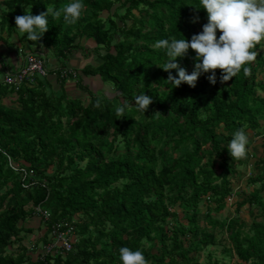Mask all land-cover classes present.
Instances as JSON below:
<instances>
[{
  "label": "trees",
  "instance_id": "1",
  "mask_svg": "<svg viewBox=\"0 0 264 264\" xmlns=\"http://www.w3.org/2000/svg\"><path fill=\"white\" fill-rule=\"evenodd\" d=\"M121 1L124 14L118 22L109 17L110 32L100 14ZM69 2L0 0V34H13L15 17L29 8L32 14H39L47 7L62 8ZM84 2L86 7L75 24L50 15L43 36L38 41L27 39L37 46L28 53L41 56L52 75L57 68L66 67L63 61L75 40H90L96 53L104 52L96 54L97 66L86 65L81 73L111 84L115 96L108 98L83 87L90 97L83 105L63 94H48L50 81L37 79L16 92L0 82V264H122L121 246L141 249L148 264H197L192 254L213 245L217 229L225 235V245L237 262L264 264V175L250 180L259 187L236 205V211L246 204L257 208L258 219L251 221L248 232L238 217L220 225L210 217L211 212L225 208L232 195V179L239 176L237 167L242 164L243 157L233 159L230 155L229 140L240 127L247 133L258 130L264 117V80L259 78L264 71L259 52L263 41L254 49L258 54L247 75L241 69L221 82L222 70L217 68L215 84L208 79L210 71L202 73L194 87L186 82L174 86L168 76L169 72L177 75L176 70L161 67L169 58L156 42L182 35L191 39L201 32L207 13L196 8L199 0ZM219 34L218 30L217 37ZM47 49L54 50L61 66L49 61ZM176 61L191 73L195 50L189 49ZM3 71L5 75L11 69L7 66ZM141 92L153 97L145 113L132 100ZM97 98L102 102L100 108L93 106ZM117 99L129 101L125 116L120 118L115 112ZM166 135H171V151L181 155L167 156L162 141ZM118 139L123 145L119 153L115 149ZM5 155L20 171L28 172L27 178L10 168ZM76 159L83 166L75 165ZM258 163L264 165V158ZM49 165H55V170L44 176L43 169ZM203 198L207 206L200 223L196 216ZM176 204L191 215L186 218L187 227L174 226L167 245L162 224L176 219L172 211ZM37 206L49 215L46 222L39 219L46 226L40 240L48 242L51 225L70 221L73 214L84 218L83 233L91 228L95 234L88 233L64 255L31 259L20 236L30 230L20 223L34 217ZM141 239L156 241L158 253L144 249ZM15 243L17 252H6Z\"/></svg>",
  "mask_w": 264,
  "mask_h": 264
},
{
  "label": "rangeland",
  "instance_id": "2",
  "mask_svg": "<svg viewBox=\"0 0 264 264\" xmlns=\"http://www.w3.org/2000/svg\"><path fill=\"white\" fill-rule=\"evenodd\" d=\"M124 14V8L122 7V1L116 3L111 11L102 12L100 14V18L105 22V27L113 32L109 24V17L113 20L119 21L121 16ZM137 13L135 12V16ZM129 23V20L127 21ZM0 57L11 66L16 67L18 64L22 63L25 55L30 52L32 49L36 48L35 45H30L27 41V38L23 35L22 32L16 28L15 32L10 36H6L5 33L0 34ZM73 49L67 53V58L63 61V65L66 66L72 73L75 74V77H70L66 81L63 80L62 83L56 81V85L53 87L50 83H47V93L56 95L55 97H59L61 94L64 95L65 99H74L79 100L83 105H87L90 101V97L88 94L83 91V87H87L88 90L92 93H98L102 96H106L108 98H113L115 96L113 88L111 84H104L99 76H83L81 70L86 65L97 66L99 64V60L97 58V53L103 54V49H100L95 52L96 45L85 38H79L74 41ZM42 50L46 49V47H41ZM51 49H47L45 52L49 56L51 63L56 66H61V60L55 59V52L50 51ZM264 58V41L263 46L259 51ZM54 53V54H53ZM57 57V56H56ZM48 61V64H49ZM51 66V65H50ZM18 68V67H17ZM16 68V69H17ZM194 67H189V70H192ZM11 71L16 69L10 68ZM210 72V71H209ZM209 72H207L209 74ZM2 74H0V77ZM80 78V81H78ZM259 78L264 80V71L260 73ZM80 87V88H79ZM264 96V94H263ZM121 102V99H117L114 102V105ZM132 106V105H131ZM137 118V117H136ZM249 136V145L246 156L242 159V164L237 167V171L239 176L237 178L232 179V195L226 200L225 208L219 213H210V217L216 221L217 225L224 224L229 219L233 217H238L240 220L246 223V226L243 227L245 232H248L249 224L252 220L258 219V211L256 207L249 208L248 205L242 206L239 211H236V205L244 199L245 195L252 191L255 188L259 187L258 183H251L250 180H253L257 176L264 175V165H259V160L264 158V117L260 118V127L258 130L253 132H248ZM165 145L163 150H166L167 156L181 155V153L175 151H171V135H166L162 140ZM58 147V144H55ZM117 152H122L123 145L120 139L115 142ZM162 144L159 148H161ZM258 164V165H257ZM75 165L83 166V163L75 160ZM55 170V165H49L45 169H43L44 176H50ZM167 193V192H166ZM206 206L207 200L203 198L201 202L198 204V215L196 216L197 222L202 223L204 216L206 214ZM171 209V206H170ZM253 211L252 215H249V211ZM172 211L176 214V219H167L162 225L166 234L168 236V240L166 244H170V237L174 226H185L187 227L188 221L186 220L187 216L191 215V212L187 213L182 211L178 204L173 206ZM80 214H73L70 221L62 220L58 222L60 226H64L65 230H68V236L72 241V246L76 244L80 239L85 238L88 233L92 236L95 234L93 229H89L87 232L83 233V228L81 222L84 221V218H81ZM67 218V216H66ZM264 222V219H262ZM20 226L23 229H29L30 232H22L21 240L22 244L27 248L30 252V257L32 259H41L42 248L46 241L40 240L41 234L46 229L45 223L39 220L38 217H29L20 223ZM216 238L217 241L213 245H209L207 247L201 248L197 253L192 254L194 259L197 260V264H241L237 262L234 256L228 251V247L225 245L226 239L225 235L222 234L218 229L216 230ZM222 234V235H221ZM49 239V236L46 237V240ZM141 246L152 254L158 253V244L156 241H147L145 239H141ZM17 243L13 244L11 247L6 249V252H17Z\"/></svg>",
  "mask_w": 264,
  "mask_h": 264
},
{
  "label": "clouds",
  "instance_id": "3",
  "mask_svg": "<svg viewBox=\"0 0 264 264\" xmlns=\"http://www.w3.org/2000/svg\"><path fill=\"white\" fill-rule=\"evenodd\" d=\"M199 7L207 13V23L202 25V31L195 33L191 39L171 37L162 38L156 42L157 47L166 50L169 59L161 66L165 70L175 69L177 75L169 72L168 80L179 86L186 82L195 86L197 78L204 72L211 71L208 77L211 83H216L215 69L222 70L221 82L236 76L241 69L247 75L249 64L256 60L257 45L264 41V0H199ZM86 5L84 0H70L62 8L47 7L46 12L32 14L31 8L24 14L15 17L16 28L26 33L30 41H38L47 31L49 16L63 17L64 23L75 24L83 14ZM220 34L217 37V31ZM195 50V68L189 73L185 67L179 66L177 57H184L188 50ZM134 106L145 113L153 97L138 93L133 97ZM101 99L97 98L94 107H101ZM132 104V103H131ZM133 105V104H132ZM129 107V101L122 100L116 106L117 118L123 117ZM249 136L244 127L237 129L227 144L230 155L234 158L246 156ZM119 258L122 264H148L143 251L133 250L128 246L119 248Z\"/></svg>",
  "mask_w": 264,
  "mask_h": 264
},
{
  "label": "built area",
  "instance_id": "4",
  "mask_svg": "<svg viewBox=\"0 0 264 264\" xmlns=\"http://www.w3.org/2000/svg\"><path fill=\"white\" fill-rule=\"evenodd\" d=\"M39 57L41 56L27 53L23 58L22 63L16 70L5 73L2 79L3 83L16 92L22 85L35 84L37 79L49 82L52 77L54 80L60 79L65 81L70 77H75V74L66 67L57 68L55 73L51 75L49 73L50 69L47 67L45 60H42ZM5 156L8 159L10 168L19 174L21 173L24 178H27L28 172L23 171L22 169V171H20L18 165L13 163L8 155ZM34 217H38L40 220L46 222L49 215L47 211L37 206L34 209ZM64 226L67 227V225ZM42 249L43 257L41 260L48 254L55 255L57 253L64 255L70 252L72 249V241L68 236V230H61V226L59 224L51 225L48 242Z\"/></svg>",
  "mask_w": 264,
  "mask_h": 264
},
{
  "label": "crops",
  "instance_id": "5",
  "mask_svg": "<svg viewBox=\"0 0 264 264\" xmlns=\"http://www.w3.org/2000/svg\"><path fill=\"white\" fill-rule=\"evenodd\" d=\"M1 49V48H0ZM50 62H52V61H50ZM10 63V65L9 64H7V62L6 61H4L1 57H0V74H2V76L0 77V82L2 81V79H3V69L4 68H6L7 66L8 67H10V68H13V69H16L17 67H19L20 65L18 64L16 67H14V66H11V62H9ZM53 63V62H52ZM3 66V67H2ZM53 87L56 85V80H54V78L52 77L51 79H50V82H49ZM23 243V242H22Z\"/></svg>",
  "mask_w": 264,
  "mask_h": 264
}]
</instances>
